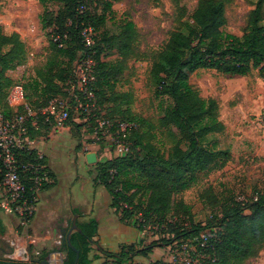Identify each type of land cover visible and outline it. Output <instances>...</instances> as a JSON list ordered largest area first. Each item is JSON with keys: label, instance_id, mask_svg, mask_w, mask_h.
Here are the masks:
<instances>
[{"label": "trees", "instance_id": "obj_1", "mask_svg": "<svg viewBox=\"0 0 264 264\" xmlns=\"http://www.w3.org/2000/svg\"><path fill=\"white\" fill-rule=\"evenodd\" d=\"M88 1L39 0L43 8L40 23L44 31L51 30L48 36L54 60L47 74L38 73L34 81L35 93L27 98L33 105L40 106L52 98L67 97L76 61L92 55L93 51L97 57L102 45L117 47L116 60L106 63L97 60L95 94L106 118L133 122L136 129L130 135L132 148L127 156L100 160L96 164V182L109 193L111 207L122 223L134 225L139 231L151 226L157 239L148 245L123 246L117 254L103 251L104 264H134V258H148L156 246L180 248L188 241L200 250L198 240L205 234L209 258L207 262L203 260L204 264H245L248 259L257 257L264 249V194L257 193L254 200L245 202L233 198L228 202L220 200L210 209L204 223L194 220L191 208L180 195L213 173L222 171L232 158L229 152L206 145L209 136L225 131V125L220 121L218 101L203 98L191 85L188 72L215 70L246 77L257 70L264 79V0H259L249 12L241 36L223 30L227 24L226 0H198L187 22L170 33L158 61L152 66L156 98L166 97L169 104L161 106L162 117L157 125L144 121L151 129L143 136H139L140 126L136 120L109 114L103 107L113 104L115 111L120 113L122 106H130L133 101L132 94L115 91L114 82L127 69L128 60L135 56L140 37L137 27L125 15L116 36L106 33L96 40L107 17L115 16L112 3L121 0H108L101 13ZM88 28L95 33L91 47L86 46L82 36ZM57 37L59 40L55 41ZM25 55L26 47L20 35H7L0 29V91L10 86L7 73L11 66L22 63ZM40 80L45 83L44 88ZM58 83H67L61 87L64 94L62 90L55 91ZM44 93L50 96L39 101ZM81 126L74 127L80 130ZM157 128L177 135L178 140L169 151L161 150L154 143L153 130ZM139 219L144 223L140 224ZM77 226L79 231L72 234L71 242L80 252L78 264H92L91 244L97 236L98 223L92 219L77 222ZM63 249L64 264H74L77 253L68 246L66 239ZM46 257L43 254L32 264H41ZM8 262L18 264L0 257V264Z\"/></svg>", "mask_w": 264, "mask_h": 264}, {"label": "rangeland", "instance_id": "obj_2", "mask_svg": "<svg viewBox=\"0 0 264 264\" xmlns=\"http://www.w3.org/2000/svg\"><path fill=\"white\" fill-rule=\"evenodd\" d=\"M258 1L226 0L227 24L223 30L241 36L247 26L248 14ZM88 2L92 8H97L98 13H101L108 0ZM112 4L115 16L112 19L107 17L104 29L98 31L96 40L102 39L100 36L106 33L109 36H116L120 32V20L125 15L134 22L140 37L135 56L128 60L127 69L114 82L115 91L132 94L131 105L122 106L120 113L115 111L113 104H105L103 107L109 114L136 120L140 126L139 136H143L151 129L144 121L157 125L162 117L161 106L165 107L169 104L166 97L156 98L157 85L151 75L152 66L158 61L170 33L187 22L188 17L197 8L198 0H161L160 2L121 0ZM42 12L43 8L39 0H0V29L7 35L18 33L26 47L23 62L11 66L7 73L11 80L10 86L21 81L28 96L35 93L34 81L38 79V73L47 74L48 66L54 60L48 36L51 30L44 31L40 23ZM178 18H181L180 21H177ZM94 35L95 33L93 37ZM101 48V53L97 57L95 51L88 56L94 61L96 68L98 59L106 63L118 57L117 47L102 45ZM83 60L85 59L79 58L76 61L75 70ZM188 75L191 85L203 98H213L218 101L220 121L225 125V131L209 136L206 145L229 152L232 156L231 161L222 171L213 173L180 195V198L191 208L194 220L204 223L210 215V209L220 200L228 202L233 198L245 202L254 200L257 193L264 194V79L257 70L246 77L225 75L215 70L188 72ZM40 83L44 88L45 83L41 80ZM58 84L59 88L55 91H61L67 83ZM10 86L0 91V103L5 101ZM63 91L61 94L65 93ZM44 94L43 97H39V101H45L50 96ZM74 126H77V123L70 120L65 127L69 128V132L66 140L63 141L64 152L62 156L60 155L59 167L56 168L59 174L56 190H58L57 197L62 201V211L69 208V202L73 205L83 204L95 199L106 200L110 196L108 193L103 194L102 189L98 187L96 164L87 165L84 158L76 152L81 151L84 154L82 145L89 139L87 134H83V125L80 130ZM63 130L57 134H49L48 138L61 136ZM153 133L156 134L154 143L164 151H169L178 140L177 135L170 130L163 131L157 128ZM93 215L92 213L89 217L94 219ZM153 233V228L147 226L145 233H141L140 244L137 245H148L156 240L157 237ZM9 246L6 239L4 243H0L2 259ZM181 249L156 246L148 258L136 257L133 263L180 264L175 262L183 258L181 251H178ZM208 258L204 262H207ZM204 262L202 259L199 261L200 264ZM245 264H264V249L257 257L248 259Z\"/></svg>", "mask_w": 264, "mask_h": 264}, {"label": "built area", "instance_id": "obj_3", "mask_svg": "<svg viewBox=\"0 0 264 264\" xmlns=\"http://www.w3.org/2000/svg\"><path fill=\"white\" fill-rule=\"evenodd\" d=\"M82 36L87 47L93 46L91 28L85 29ZM84 59L76 68L74 78L68 82L67 97H55L44 105L35 106L27 98L25 85L18 81L8 88L5 101L0 103V214L15 217L18 230L25 235L36 217L41 193L55 184L42 149L49 134H57L72 120L83 125V134L89 139L83 142L84 154L95 152L98 160L103 161L125 157L131 152L130 135L136 129L135 123L110 120L104 116L95 94L96 65L91 58ZM138 222L144 223L142 219ZM143 228L142 234L147 227ZM60 238L57 250L64 256V238ZM198 241L200 250L191 241L182 245L178 251L183 258L175 263L200 264L201 259L208 258L206 235ZM42 255L17 237L10 242L3 259L32 264Z\"/></svg>", "mask_w": 264, "mask_h": 264}, {"label": "crops", "instance_id": "obj_4", "mask_svg": "<svg viewBox=\"0 0 264 264\" xmlns=\"http://www.w3.org/2000/svg\"><path fill=\"white\" fill-rule=\"evenodd\" d=\"M68 132L69 128H64L63 132L60 133L62 137L58 136L55 138L54 136V139L48 138L46 142L42 143V149L55 176V184L41 193L36 217L28 233L23 235L24 233L18 230V223L15 217L0 214V243H4V239H6V242L10 244L12 240L20 237L22 240L25 239V243L33 251L38 250L49 257L57 249L59 238L63 237L65 240V236L69 232H71L70 236H72L73 233L79 231L77 222L92 220L93 218L89 216L93 213L94 220L98 223V233L91 244L90 258L93 261L92 264H104L106 259L102 253L103 251L117 254L123 246L140 244L139 240L142 234L134 225L122 223L119 220L115 210L111 207L110 196L106 200L105 198L102 201L95 199L92 202H85L86 204L76 203L73 205V203L69 202V208L66 211H62V201L57 197L58 190H56L59 183V174L56 168L59 167V158L62 156L65 147L63 141L66 140ZM76 152L89 165L86 161L88 153ZM98 187L102 189L101 192L103 194L108 193L102 185Z\"/></svg>", "mask_w": 264, "mask_h": 264}, {"label": "water", "instance_id": "obj_5", "mask_svg": "<svg viewBox=\"0 0 264 264\" xmlns=\"http://www.w3.org/2000/svg\"><path fill=\"white\" fill-rule=\"evenodd\" d=\"M86 161L88 164H97L98 163V158H97V154L95 152H91V153H88L86 155ZM76 230H77V227H76ZM71 232H69L68 234H66L65 236V239L67 240V244L70 248L76 250V253H77V257H76V261L74 264H78V261H79V250H77L73 245H72V242H71ZM66 258L65 256L62 255V253L55 249L54 252L49 256V257H46L45 259H42L40 261L41 264H64ZM7 264H11L10 262H8Z\"/></svg>", "mask_w": 264, "mask_h": 264}]
</instances>
